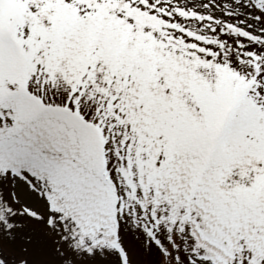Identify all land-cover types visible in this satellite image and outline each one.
I'll use <instances>...</instances> for the list:
<instances>
[{"label":"snow or ice","instance_id":"obj_1","mask_svg":"<svg viewBox=\"0 0 264 264\" xmlns=\"http://www.w3.org/2000/svg\"><path fill=\"white\" fill-rule=\"evenodd\" d=\"M0 264H264V0H0Z\"/></svg>","mask_w":264,"mask_h":264}]
</instances>
